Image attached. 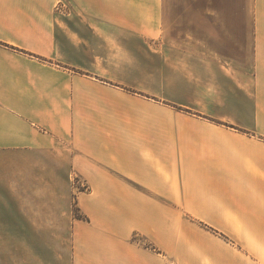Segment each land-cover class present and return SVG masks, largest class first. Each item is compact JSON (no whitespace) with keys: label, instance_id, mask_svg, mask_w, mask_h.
I'll list each match as a JSON object with an SVG mask.
<instances>
[{"label":"crops","instance_id":"crops-1","mask_svg":"<svg viewBox=\"0 0 264 264\" xmlns=\"http://www.w3.org/2000/svg\"><path fill=\"white\" fill-rule=\"evenodd\" d=\"M3 248L264 264V0H0Z\"/></svg>","mask_w":264,"mask_h":264},{"label":"rangeland","instance_id":"rangeland-1","mask_svg":"<svg viewBox=\"0 0 264 264\" xmlns=\"http://www.w3.org/2000/svg\"><path fill=\"white\" fill-rule=\"evenodd\" d=\"M183 3V5L186 6V2L187 0H179ZM186 10V7L183 9ZM59 11V10H58ZM73 188L75 189V191L80 192L81 190H86L87 189V185L85 182H83V180L79 177L74 176L73 177ZM74 216L75 218H80V219H87L86 216H84L82 214V212L80 211V208L77 205V202H74ZM138 240H140L143 244L147 245V241L143 238V237H138ZM16 249H12V248H3L0 249V257H3L4 261L1 262V264H11V257L13 256V254L15 253Z\"/></svg>","mask_w":264,"mask_h":264},{"label":"built area","instance_id":"built-area-1","mask_svg":"<svg viewBox=\"0 0 264 264\" xmlns=\"http://www.w3.org/2000/svg\"><path fill=\"white\" fill-rule=\"evenodd\" d=\"M57 10L65 12L66 9L65 8H59L58 7Z\"/></svg>","mask_w":264,"mask_h":264},{"label":"trees","instance_id":"trees-1","mask_svg":"<svg viewBox=\"0 0 264 264\" xmlns=\"http://www.w3.org/2000/svg\"><path fill=\"white\" fill-rule=\"evenodd\" d=\"M147 246L150 247L151 245H148V244H147Z\"/></svg>","mask_w":264,"mask_h":264}]
</instances>
